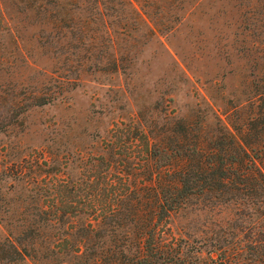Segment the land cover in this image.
<instances>
[{
	"label": "rangeland",
	"instance_id": "374dc122",
	"mask_svg": "<svg viewBox=\"0 0 264 264\" xmlns=\"http://www.w3.org/2000/svg\"><path fill=\"white\" fill-rule=\"evenodd\" d=\"M125 1L104 11L119 14L117 42L93 30L97 42L81 46L71 29L0 0V242L25 240L35 259L21 264H75L73 254L51 258L48 248L65 239L79 245L74 230L97 220L119 222V178L138 168L110 146L120 123L159 138L170 137L173 121L200 122L202 113L211 125L230 104H247L264 73V0ZM60 186L90 213L42 215L60 203ZM235 211L194 200L170 218V231L194 245Z\"/></svg>",
	"mask_w": 264,
	"mask_h": 264
},
{
	"label": "trees",
	"instance_id": "16d2710c",
	"mask_svg": "<svg viewBox=\"0 0 264 264\" xmlns=\"http://www.w3.org/2000/svg\"><path fill=\"white\" fill-rule=\"evenodd\" d=\"M19 1L43 23L71 29L72 39L81 46L97 42L99 37L88 36L93 30L104 33L100 41L115 44L119 14L104 11L130 5L125 0ZM257 22L261 23L258 45L264 47V12ZM252 25L255 30V23ZM256 77L248 103L230 104L225 119L214 115L211 125L208 115L202 113L200 122L173 121L170 137L159 138L140 123H120L111 136L119 140V146L116 148V139L110 146L123 161L137 160L138 168L125 169L119 178L115 199L119 210L113 214L119 216V222L97 220L75 229L79 245L72 246L67 239L56 242L48 248L49 257L70 253L75 264H264V73ZM46 103L34 99L36 106ZM59 188L60 203L46 206L42 215L90 213L84 203L77 206L71 189ZM103 189L97 188L95 198ZM194 200L211 207L232 205L236 211L231 220L216 225L192 245L172 236L169 221ZM91 213H95L93 209ZM118 229L119 236L114 237ZM24 242H0V264L35 259Z\"/></svg>",
	"mask_w": 264,
	"mask_h": 264
}]
</instances>
